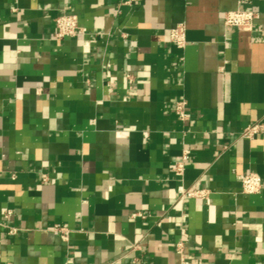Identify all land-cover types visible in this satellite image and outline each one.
<instances>
[{
    "label": "crops",
    "instance_id": "obj_1",
    "mask_svg": "<svg viewBox=\"0 0 264 264\" xmlns=\"http://www.w3.org/2000/svg\"><path fill=\"white\" fill-rule=\"evenodd\" d=\"M258 121L264 0H0V264H264Z\"/></svg>",
    "mask_w": 264,
    "mask_h": 264
},
{
    "label": "built area",
    "instance_id": "obj_2",
    "mask_svg": "<svg viewBox=\"0 0 264 264\" xmlns=\"http://www.w3.org/2000/svg\"><path fill=\"white\" fill-rule=\"evenodd\" d=\"M142 0H123V3L126 5L139 2ZM259 17V14L253 10H233L228 11L225 15V23L229 26H235L239 29L250 30L253 28L256 19ZM57 33L59 37L74 36L76 35L79 29L78 16L73 13H63L56 18ZM171 42L180 49H184L187 38H186V27L184 24H178L173 27L170 32ZM187 102L182 99L177 101L175 106V111L178 117L181 120H187L188 114L186 111ZM264 132V121H258L250 124L245 128L242 135L248 138H252L256 134ZM174 172L177 176H182L184 172V163H178ZM239 179L242 183L243 191L247 194L259 193L263 188V179L259 173L250 172L239 176ZM43 180H47V176L44 175ZM208 195V190L203 188H191L180 186L179 187V196L181 199L187 197H196V198H206ZM17 229H10V234H14ZM63 237L66 238L67 234L63 229ZM177 251L182 253L183 249L181 245H178Z\"/></svg>",
    "mask_w": 264,
    "mask_h": 264
}]
</instances>
